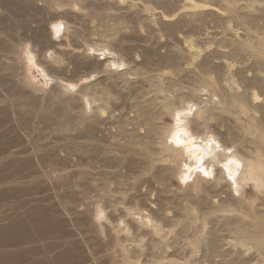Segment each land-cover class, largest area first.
Wrapping results in <instances>:
<instances>
[{
    "label": "bare ground",
    "instance_id": "6f19581e",
    "mask_svg": "<svg viewBox=\"0 0 264 264\" xmlns=\"http://www.w3.org/2000/svg\"><path fill=\"white\" fill-rule=\"evenodd\" d=\"M111 2L114 3L111 10H120L121 4L134 7L125 0H108ZM20 4H27L37 16L31 18L35 28L32 25L20 35L21 43H30L26 55L15 52L19 64L15 72L17 94L26 99H42L39 91L27 87L28 80L23 74V66L33 62L50 82V90L44 94L59 89L66 92L61 103L67 111L41 118L43 130L33 137L30 129L17 118L14 107L8 111L0 109V171L6 167L26 169L33 162L45 165L48 155H42L36 144L47 130H52L60 136L56 141L60 143V153L65 154L64 161L70 170L68 176L80 179L81 186L93 195L101 227L110 237L115 233L124 249L125 255L118 263L134 259L136 264H202L203 258H208L210 264H224L231 248L230 238H246V232H250L248 224L254 219H264V208L261 209L264 207V162L260 154L254 160L249 158L234 141L225 138L217 126L210 133H204L201 127L207 126L203 110L207 101L195 95L181 99L179 91L172 90L173 75L181 74L182 67L201 68L199 65L208 56L206 52L200 60L195 53L184 54L182 62L170 55L171 46L165 44L157 45L160 49L154 52L153 56H157L153 61L144 60L142 52L143 59H138L132 50L123 53L110 50L111 40L115 41L120 35L108 26L97 35L105 44L94 50L92 43L81 42L84 32L73 27L81 18L74 11H80L79 4L75 7L67 2L66 5L64 0H29L27 3L23 0ZM3 5L8 7L6 1ZM64 6L70 9L62 19L61 13L54 14L52 8ZM156 16L168 18L161 11ZM104 34L108 35L105 41ZM91 35L86 32V37ZM223 55L226 57L225 53ZM111 60L113 64H109ZM169 70L172 77L165 74ZM99 74L103 76L97 79ZM116 79L126 82L125 92H121ZM157 83L158 90L154 88ZM168 114L176 118L177 127L161 133L162 121ZM8 124L7 129H2ZM254 128L264 141V130ZM141 130H144L142 137L149 144L153 143L147 160L140 159L130 147L137 144L129 143ZM9 136L12 138L8 139ZM53 152L57 153L55 149ZM180 162L186 179H191L187 186L200 193L195 197L196 202H192L195 206L192 209L182 210L174 194L165 195L166 184L175 177L174 171ZM50 174L43 172L42 176L50 178ZM229 180L236 189L233 190ZM18 188L16 180L0 181V221L9 225L0 229V264L5 263V254L16 251L18 244L12 249L6 248L10 240L32 237L31 227L20 223V214L1 209ZM62 211L70 214L65 207ZM25 212L23 215L31 216L29 210ZM31 223L33 227L46 221L36 213ZM209 226L215 230L209 232ZM229 226L239 229L231 231ZM204 250L205 256L202 255ZM65 253L61 254L66 258ZM77 258L80 259L78 255ZM46 259L39 258L40 263L35 264H45ZM31 261L30 258L18 259L19 263L34 264ZM75 264H79L77 260Z\"/></svg>",
    "mask_w": 264,
    "mask_h": 264
},
{
    "label": "rangeland",
    "instance_id": "374dc122",
    "mask_svg": "<svg viewBox=\"0 0 264 264\" xmlns=\"http://www.w3.org/2000/svg\"><path fill=\"white\" fill-rule=\"evenodd\" d=\"M3 1L7 2L8 7H4ZM20 1L23 0H0V109L8 111L10 107H14L22 125L30 129L31 136L37 137L39 130H43L41 118L67 111L61 103L66 92L59 89L57 92L44 94L50 90V82L40 72L41 69L31 62L23 66V74L28 80L27 87L39 91L38 97L42 99L34 101L17 94L15 72L19 64L15 52L18 51L21 56L26 55L25 50L30 43H21L20 35L25 30H30L32 25L35 28L31 20L33 15L37 16L31 7L27 4L22 6ZM27 1L29 0H25L26 3ZM64 1L66 5L68 2L71 6H81L80 11L73 9L81 16L80 21L73 27L84 32L81 37L84 40L81 42L86 40L92 43L94 50L105 44L97 35L108 26L120 35L115 41L111 40L110 50L120 53L132 50L138 59L153 61L157 56H153L154 52L165 44L171 46L173 52L170 55H175L182 62L184 54L195 53L200 60L206 52L208 56L199 65L201 68L182 67L183 72L173 77L171 70L165 73L172 77V90H178L181 99L185 95H195L207 101L203 109L207 126L201 127L204 133H210L217 126L225 134V138L234 141L249 158L254 160L260 154L264 162V141L257 136V129L254 128L264 130V0H125V3H131L134 7L121 4L118 7L120 10H111L114 3H108V0ZM62 8L54 7L52 11L54 14L61 13L63 19V15L66 16L70 8ZM73 10L71 12L75 14ZM159 11L168 18L165 20L156 16ZM60 29L62 31L64 28L61 26ZM87 31L93 35L86 37ZM107 36L104 34L103 41ZM111 62L112 60L109 64H113ZM102 76L99 74L97 79ZM140 77L146 81V78ZM115 81L121 92H125L126 82L120 79ZM154 88L160 89L159 84H154ZM12 104L14 105L11 106ZM177 123L176 118L168 114L162 121L161 133L167 131V128L177 127ZM9 125L2 129H7ZM52 132L47 130L45 137L36 144L42 155H48L45 165L33 162L26 169L6 167L0 171V181L16 180L20 185V188L12 192L10 199L1 205L2 211L6 209L11 214L17 212L21 215L20 223L26 228L31 227L32 231V237L8 242L7 249H12L15 244L18 246L16 251L5 254L4 264H26L19 263L20 258H30L35 264L40 263L37 261L39 258L46 257L45 264H75V260L79 264H136L134 259L133 262L128 259L125 263H118L122 255H125L124 249L119 245L115 233L110 237L101 227L102 220L96 210L93 195L81 186L80 179L68 176L70 170L64 161L65 154L60 153V143L56 141L60 136ZM143 134L144 130H141L129 143L137 144L130 147L140 159L147 160L153 143L149 144L142 137ZM11 138L12 136L8 137ZM181 163L176 165L175 177L167 182L168 190L165 195L174 194L176 203L178 202L182 210L187 207L192 209L195 207L192 202H196L195 197L200 193L187 186L191 179H186V174L183 173L185 168L181 169ZM43 172H51L50 178H43ZM231 185L233 190L237 188L234 183ZM63 206L70 214H63ZM27 210L31 216L23 215ZM36 213L46 223L32 227L31 219ZM256 221L258 224H255ZM6 225V222L0 221V229L9 226ZM227 228L233 231L238 227ZM247 229L250 232H246V238H230L231 248L224 264H264V252H260V249H264V219H254ZM214 230L211 226L208 227L209 232ZM89 248L93 252L88 254L86 252ZM61 251L66 252V258ZM77 255L80 259H75ZM202 255H206L205 250ZM203 259L202 264H210L208 258Z\"/></svg>",
    "mask_w": 264,
    "mask_h": 264
}]
</instances>
